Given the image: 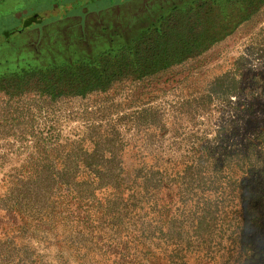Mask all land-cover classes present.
<instances>
[{
	"label": "rangeland",
	"instance_id": "1",
	"mask_svg": "<svg viewBox=\"0 0 264 264\" xmlns=\"http://www.w3.org/2000/svg\"><path fill=\"white\" fill-rule=\"evenodd\" d=\"M81 1L0 0V264H264V0Z\"/></svg>",
	"mask_w": 264,
	"mask_h": 264
},
{
	"label": "trees",
	"instance_id": "2",
	"mask_svg": "<svg viewBox=\"0 0 264 264\" xmlns=\"http://www.w3.org/2000/svg\"><path fill=\"white\" fill-rule=\"evenodd\" d=\"M117 1H122V0H115V2H117ZM89 2H90V4L92 6L97 5V7H104L105 5H106L105 7H108V6H111L112 5V1L111 2H107L106 0H89ZM80 3L83 4L81 0H78V1H76V0H70L69 4H67V6L69 8L72 7L71 10H77V9H79L82 6V5L81 6L78 5ZM7 35H9V33H7Z\"/></svg>",
	"mask_w": 264,
	"mask_h": 264
},
{
	"label": "water",
	"instance_id": "3",
	"mask_svg": "<svg viewBox=\"0 0 264 264\" xmlns=\"http://www.w3.org/2000/svg\"><path fill=\"white\" fill-rule=\"evenodd\" d=\"M39 16L38 15H35L29 19H27L25 22H24V26L22 29H20L19 31H22L24 29H26L27 27L31 26L34 22L38 21L39 20Z\"/></svg>",
	"mask_w": 264,
	"mask_h": 264
}]
</instances>
